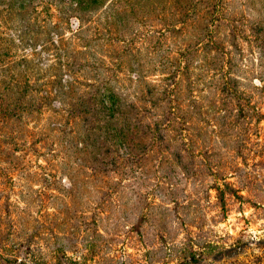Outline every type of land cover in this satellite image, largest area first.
<instances>
[{
  "label": "rangeland",
  "instance_id": "rangeland-1",
  "mask_svg": "<svg viewBox=\"0 0 264 264\" xmlns=\"http://www.w3.org/2000/svg\"><path fill=\"white\" fill-rule=\"evenodd\" d=\"M0 264H264V0H0Z\"/></svg>",
  "mask_w": 264,
  "mask_h": 264
}]
</instances>
